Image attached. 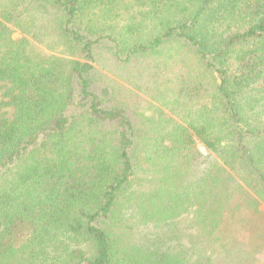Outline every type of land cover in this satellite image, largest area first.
I'll use <instances>...</instances> for the list:
<instances>
[{
  "label": "trees",
  "instance_id": "obj_1",
  "mask_svg": "<svg viewBox=\"0 0 264 264\" xmlns=\"http://www.w3.org/2000/svg\"><path fill=\"white\" fill-rule=\"evenodd\" d=\"M0 94V264L264 243V0H0Z\"/></svg>",
  "mask_w": 264,
  "mask_h": 264
},
{
  "label": "rangeland",
  "instance_id": "obj_2",
  "mask_svg": "<svg viewBox=\"0 0 264 264\" xmlns=\"http://www.w3.org/2000/svg\"><path fill=\"white\" fill-rule=\"evenodd\" d=\"M19 37V33H16L14 35V38ZM106 75L109 77L113 78L114 80H118L116 76H114L110 71H104ZM128 88H130L134 93H137L140 95L142 98H144L148 102H155L151 96H149L144 89H140L131 85H128ZM1 97V94H0ZM156 103V102H155ZM157 104V103H156ZM151 108L149 106H145V109ZM6 111H10V109H6ZM201 150L205 152L206 150L201 147ZM264 209V208H263ZM253 242H256V238L253 239ZM249 246L250 248H247ZM251 245L248 243V241L244 240L243 245H238V247H234L233 249H230L231 251L229 253H234L237 256H231L227 255L228 259H230V263L232 262L233 259H236V262H232L233 264H264V243L260 248L256 251H251ZM250 252V253H249ZM243 256V257H241Z\"/></svg>",
  "mask_w": 264,
  "mask_h": 264
}]
</instances>
